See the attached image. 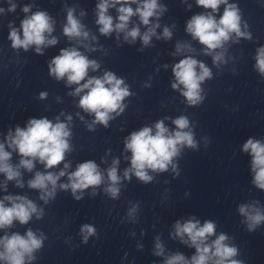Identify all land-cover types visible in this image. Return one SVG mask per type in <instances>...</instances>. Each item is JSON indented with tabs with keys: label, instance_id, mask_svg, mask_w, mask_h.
<instances>
[{
	"label": "clouds",
	"instance_id": "obj_1",
	"mask_svg": "<svg viewBox=\"0 0 264 264\" xmlns=\"http://www.w3.org/2000/svg\"><path fill=\"white\" fill-rule=\"evenodd\" d=\"M198 6L205 9H211L216 12L221 4L226 5L222 16L217 20L211 13L194 15L187 22V32L194 39L206 47L208 53L222 48L223 44L230 39V35L235 33L237 37L250 39V35L242 32L240 27V15L235 5L228 4L227 0H196ZM121 5L117 12L119 13L118 22L114 24L113 17L108 14L110 7ZM138 4L135 10L130 6ZM97 20L100 25L99 31L103 35H108L113 31L125 32L128 28L130 18L138 15L140 22L147 26L150 24V18L157 16L158 11H163L157 0H102L97 5ZM15 10V5L9 9ZM29 7H24L25 13L29 12ZM0 11H3L0 9ZM74 10L69 9L67 14V24L63 29L64 34L71 38L83 37L88 38V32L83 30V25L75 18ZM83 15V13H81ZM149 27L141 36L145 45H148L151 37L155 35V28ZM22 38L16 28H11L9 39L12 47L23 48L25 51L32 45L36 46L37 53L41 52L42 46L55 45V38L48 39L53 31L52 21L47 13L37 11L29 17L21 21ZM170 30L165 27L163 37L171 38ZM140 36L138 27H133L126 32L125 39L129 37L134 41ZM159 38V37H158ZM95 39V37H93ZM181 51V46L177 45V52ZM223 54H217L213 57V62L221 61ZM99 65L86 56L82 55L75 48L62 49L60 54L54 57L49 65L50 74L57 80L67 78L69 85H79L73 95H78L84 90L86 94L80 98L79 106L86 112L94 113L95 121L107 126L110 113L117 112L119 109L123 111L122 101L129 96L127 86L124 85L122 79H118L113 73L106 72L103 77H92L81 84L88 75L91 68L95 71ZM199 68V72L197 71ZM256 68L264 75V47L257 50ZM173 73L177 83L172 84L173 89L183 85L184 91L182 95L186 97L191 105H196L202 100L200 95V84L206 78L211 77L210 70L201 62L191 57L180 60L173 67ZM46 93H41L44 98ZM68 121H71L69 116ZM176 130L170 132L163 121L155 124V133L151 127H143L139 131L131 133L125 142L126 150L131 152V168L125 170L124 177L129 178L130 173L143 182H149L152 177L148 175L147 170L165 171L172 163L173 157L179 154L180 148L188 146L195 148L196 143L191 131H185L189 128V121L186 117H179L173 121ZM71 135L66 123H53L47 118L30 119L26 128L17 127L15 133L9 132L6 143L8 148L18 152L21 159L18 166H13L11 160V152L5 150V143H0V173L5 174L7 180H16L18 187L23 184L18 179L21 175L19 168L22 167L29 172L34 168V161L44 164L46 169L54 168L65 160V154L70 150L68 137ZM243 151L250 153L252 156V171L255 173L253 183L260 189H264V143L259 140L249 138L243 145ZM119 161H113V167L108 170V179L111 182L106 191L113 197L119 194L120 177L117 174ZM68 164H64L67 170ZM173 168L175 166L173 165ZM65 176L62 170L59 174L52 172H36L33 179L28 181V186L32 189L43 190L41 199L47 202V199L54 197L57 181L60 177ZM67 184H60L61 189L71 188L73 195L77 190H84L90 186H98L103 181V176L97 164L91 160L77 165L74 172L68 175ZM51 185V190L48 186ZM76 199H80L76 196ZM8 201L11 206H5ZM241 215L246 217L249 231H252L257 225L264 222V213L255 206L242 205L239 208ZM36 214L37 219L42 215V211H38L36 205L23 196H5L0 200V229L11 227L14 221H18L21 225L27 224ZM175 236L180 237L181 241L188 243L194 247L196 254L187 259L183 254L177 253L167 258L165 264H241L240 261L232 259L237 255V249L229 246L226 241L228 237L220 234L211 243L208 238L215 234V224L211 221H205L203 225L198 220L190 219L184 223L179 221L175 224ZM86 242L88 236L95 233V229L89 225H84L81 229ZM187 240H184V237ZM42 238H38L32 230H28L26 235L19 233L12 235H4L0 238V260L6 264H25L26 259L31 261L35 257L33 253L41 248ZM158 251L156 255H161L163 249L159 243L156 245Z\"/></svg>",
	"mask_w": 264,
	"mask_h": 264
}]
</instances>
